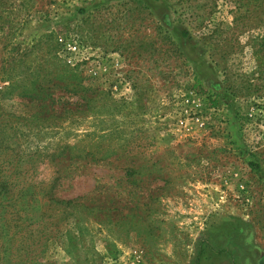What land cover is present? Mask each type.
Instances as JSON below:
<instances>
[{
  "label": "rangeland",
  "instance_id": "obj_1",
  "mask_svg": "<svg viewBox=\"0 0 264 264\" xmlns=\"http://www.w3.org/2000/svg\"><path fill=\"white\" fill-rule=\"evenodd\" d=\"M41 74L0 264H264V0H0V109ZM86 195L107 222L48 201Z\"/></svg>",
  "mask_w": 264,
  "mask_h": 264
},
{
  "label": "trees",
  "instance_id": "obj_2",
  "mask_svg": "<svg viewBox=\"0 0 264 264\" xmlns=\"http://www.w3.org/2000/svg\"><path fill=\"white\" fill-rule=\"evenodd\" d=\"M45 78H47L46 74H41V79H39L37 75L34 77V80L30 82L31 89L35 92H39L34 93V95H37L38 97L35 99L38 101V111L34 115L29 118L16 117L10 113L3 112L0 109V181H2L4 185V187L0 189V198H5L8 196L7 189L5 188L6 185H9L11 182H16L15 184L23 183L25 177H27L28 169L24 163L25 158L22 157L23 153L20 150H15V146H18V137L20 134L19 128L22 127L24 128L25 132H28L31 128L40 129L41 127L39 124L46 123L47 126L51 128L56 125L54 121L51 120L56 116L54 114L55 111H53L51 108L46 109L45 105L42 104V102L50 97L49 95H46L45 92H49L51 89L50 87L46 86L47 84L45 83ZM47 81L49 82V80ZM20 85L21 84H19L18 81H12L10 83V88H24V86ZM75 94L77 95V93ZM78 96L82 101H85L84 103H80L78 105V108H76L77 111L80 109L81 104L87 105L93 100V98L89 96L83 97L81 93L80 95L78 94ZM211 105L215 106V103H212ZM62 112H65V109L62 110ZM58 118H60V116L54 118V120H58ZM33 122H37L38 125L33 127ZM70 159L71 157H69V160ZM94 160L95 159L93 157L89 159L90 162H93ZM124 175L126 177L133 176L134 172H132V170L130 171L129 169ZM24 188V186H21L20 188L13 189L11 194L22 193ZM48 201L50 203L59 205L61 210L70 208L85 211V213L91 212L92 217L99 224L107 222L110 218V213L113 211V209H110L103 203H93L89 200V196L87 195L69 200H59L55 197H52ZM86 215L89 216L88 213H86ZM13 234L14 233L12 232V235Z\"/></svg>",
  "mask_w": 264,
  "mask_h": 264
},
{
  "label": "built area",
  "instance_id": "obj_3",
  "mask_svg": "<svg viewBox=\"0 0 264 264\" xmlns=\"http://www.w3.org/2000/svg\"><path fill=\"white\" fill-rule=\"evenodd\" d=\"M59 41H61V40H59ZM73 48L75 49V46Z\"/></svg>",
  "mask_w": 264,
  "mask_h": 264
}]
</instances>
